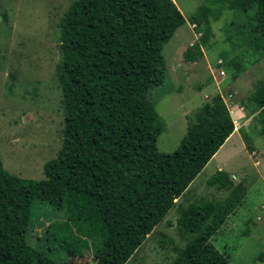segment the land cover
Segmentation results:
<instances>
[{
    "label": "trees",
    "instance_id": "1",
    "mask_svg": "<svg viewBox=\"0 0 264 264\" xmlns=\"http://www.w3.org/2000/svg\"><path fill=\"white\" fill-rule=\"evenodd\" d=\"M202 1L205 13L192 15L191 24L215 18L212 9L219 13L228 0ZM235 2L231 9L242 17L249 13L240 24L252 33L246 44L264 56V0ZM182 24L170 0H72L61 14L54 37L60 147L43 164L40 180L10 175L0 161V264H59L48 255L51 248L45 253L26 241L30 220L45 205L67 214L65 222H52L45 236L66 258L87 251L94 264H126L230 136L232 113L214 95L189 117L175 150L156 148L164 123L149 91L164 82L162 50ZM194 46L183 53L184 62L201 57ZM227 64L235 74L241 71L238 64ZM246 101L257 112L264 141V81L256 82ZM240 139L251 154L248 136ZM206 185L227 189L228 195L190 205L174 223L166 221L189 238L170 264H228L211 238L241 204L246 188L243 182L232 186L222 170Z\"/></svg>",
    "mask_w": 264,
    "mask_h": 264
},
{
    "label": "rangeland",
    "instance_id": "2",
    "mask_svg": "<svg viewBox=\"0 0 264 264\" xmlns=\"http://www.w3.org/2000/svg\"><path fill=\"white\" fill-rule=\"evenodd\" d=\"M71 1L0 0V161L8 174L21 179H42L43 164L53 159L60 147L63 119L55 77L58 50L54 37L56 23ZM235 1L228 0L219 13L212 9L215 18L208 15L206 21L195 25L189 18H200L205 13L203 1L170 0L183 24L163 47L164 82L151 88L149 99L164 123V131L156 141L159 152L176 149L186 122L214 95H219L231 112L234 105L243 113L241 120L232 121L243 149L225 157L229 145H238L233 135L174 200L173 207L126 264H170L178 256L189 238L166 221L174 223L190 205L218 202L228 195L227 189L206 185L216 172L215 160L224 157L228 161L220 170L231 177L232 186L243 182L246 193L211 242L228 264H264V258L259 260L264 257V141L258 135L257 112L246 101L256 82L264 81V56L252 43L246 44L252 33L250 27L240 24L245 23L243 17L249 13L242 17L231 9ZM190 44L195 45L193 49L200 47L202 55L193 62H184L183 53ZM231 61L241 67L239 73L227 66ZM241 134L248 136L252 155L244 148ZM37 208L28 226L29 245L45 253L51 248L48 255L59 264H94L87 251L81 257L66 258L64 252L45 240L46 228L52 222H65L66 212H56L47 205Z\"/></svg>",
    "mask_w": 264,
    "mask_h": 264
},
{
    "label": "crops",
    "instance_id": "3",
    "mask_svg": "<svg viewBox=\"0 0 264 264\" xmlns=\"http://www.w3.org/2000/svg\"><path fill=\"white\" fill-rule=\"evenodd\" d=\"M232 112L230 111V113H232L231 114V118H232V120L233 119H242V118H239V116L240 115H242L243 113L242 112H240L237 108H236V106H234V105H232ZM242 117V116H241ZM184 132H185V128H184V130L182 131V134H181V137L184 135ZM163 133V132H162ZM233 135H234V138H233V140H234V143H237L238 144V141H237V137L239 136L238 135V133L237 134H235V129L233 130V132L230 134V136L225 140V142L223 143V145L230 139V138H232L233 137ZM159 137V136H158ZM157 137V138H158ZM240 138V137H239ZM222 145V146H223ZM221 146V147H222ZM220 147V148H221ZM157 148V147H156ZM219 148V149H220ZM218 149V150H219ZM227 152H226V154H225V157H226V155H228V156H230L231 155V153L233 154V152L235 151V150H239V149H243L242 148V146H240L239 144L238 145H233V146H228L227 148ZM253 154V152L250 154V155H252ZM216 157V153L213 155V157L208 161V163L204 166V168L203 169H205V167L211 162V161H213L214 160V158ZM225 157H224V160H222V159H217V160H215V168H216V171H220V169H222L224 166H225ZM253 164L254 165H256L257 164V162L256 161H254L253 162ZM202 169V170H203ZM189 186V185H188ZM187 189V188H186ZM185 189V190H186Z\"/></svg>",
    "mask_w": 264,
    "mask_h": 264
}]
</instances>
